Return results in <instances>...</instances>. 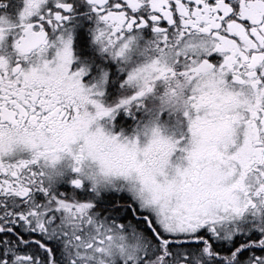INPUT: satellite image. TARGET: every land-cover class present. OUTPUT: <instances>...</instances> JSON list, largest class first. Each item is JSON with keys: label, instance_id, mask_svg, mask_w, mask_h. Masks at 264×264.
<instances>
[{"label": "snow or ice", "instance_id": "snow-or-ice-1", "mask_svg": "<svg viewBox=\"0 0 264 264\" xmlns=\"http://www.w3.org/2000/svg\"><path fill=\"white\" fill-rule=\"evenodd\" d=\"M0 264H264V0H0Z\"/></svg>", "mask_w": 264, "mask_h": 264}]
</instances>
